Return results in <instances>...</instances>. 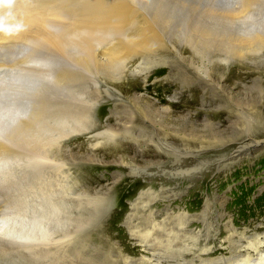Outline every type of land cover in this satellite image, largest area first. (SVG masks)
<instances>
[{"label":"rangeland","instance_id":"rangeland-1","mask_svg":"<svg viewBox=\"0 0 264 264\" xmlns=\"http://www.w3.org/2000/svg\"><path fill=\"white\" fill-rule=\"evenodd\" d=\"M45 1L0 8L35 15L0 30V264H264V0H127L104 36Z\"/></svg>","mask_w":264,"mask_h":264},{"label":"bare ground","instance_id":"bare-ground-1","mask_svg":"<svg viewBox=\"0 0 264 264\" xmlns=\"http://www.w3.org/2000/svg\"><path fill=\"white\" fill-rule=\"evenodd\" d=\"M22 1H24V2H26V1H28V0H21V2ZM36 1V0H35ZM131 1V0H130ZM130 1H127V0H94V2H93V6L91 5V7L89 8V7H87V8H89V9H91L90 11L88 10V13H86V15H84V18L82 19V21H81V23H80V27L79 28H81L80 29V31H84V32H89V33H98V34H100L101 32H103V36H104V34L105 35H107L106 33H108L109 32V34H111V32L112 31H125V26H127V23H131L133 20L135 21H133L132 23H136V20L134 19L135 18V10H136V7H132V5L134 6V4L131 2V3H129ZM21 2H19V3H21ZM24 2H22V3H24ZM46 3H44V4H47V2L49 3V4H51L53 1L52 0H46L45 1ZM18 3V2H17ZM27 3V2H26ZM41 3V2H40ZM43 3V2H42ZM136 3V2H135ZM37 4H39L38 2H37ZM44 4H43V7H45V6H47L48 7V4L47 5H45L44 6ZM132 4V5H131ZM254 4V3H253ZM21 5V4H20ZM24 5H28V4H25L24 3ZM40 5H42V4H39L38 5V7H37V5L34 7L35 8V10L38 8H42V7H39ZM19 6V4L17 5V7ZM22 6H23V4H22ZM26 6H25V8H26ZM65 6V5H64ZM108 7L109 9H108V12H107V14H105L106 12H105V10H107L106 8H104V7ZM55 7L56 8H58V6H56L55 5ZM21 8V7H20ZM28 8H29V6H28ZM26 9V10H29V9ZM31 8V7H30ZM46 8V7H45ZM55 8V9H56ZM60 8V7H59ZM66 8V7H65ZM101 8H102V10L103 9H105V10H103L102 12H103V14H101V12H100V10H101ZM37 9V10H38ZM44 9V8H43ZM135 9V10H134ZM141 9V8H140ZM259 9V8H258ZM26 10H24V12L26 11ZM31 10H32V12H33V9L31 8ZM31 10H29V11H31ZM20 11H22V10H20ZM39 11H40V9H39ZM39 11L37 12V13H39ZM45 12V11H44ZM50 12V11H49ZM84 12V11H83ZM105 12V13H104ZM35 13V12H34ZM41 13H43V12H41ZM51 13H53V12H51ZM17 14V13H16ZM24 14V13H23ZM26 14H28V13H26ZM26 14L24 15V17H23V15H21V13H20V15H21V17L18 19H16L15 21H11L10 20V22H12V29L14 30V29H20L21 28V26H23L24 24H26V23H28V22H32V20H34L33 19V17H35V15H33V14H31V16L29 15H27L26 16ZM45 14V13H44ZM65 15H66V13H64ZM83 14H85V13H83ZM137 14H139V13H137ZM205 14V13H204ZM4 15V14H3ZM19 15V16H20ZM33 15V16H32ZM53 15L54 16H56V18L58 17H61L60 19H62L63 17L62 16H64V15H62V11H60V10H54V13H53ZM140 15H142V14H140ZM38 16V15H37ZM44 16V15H43ZM53 16V17H54ZM208 16V15H207ZM230 16V15H229ZM236 16V15H235ZM45 17V16H44ZM43 17V18H44ZM52 17V16H51ZM74 17V16H73ZM73 17H71V18H73ZM142 17V16H141ZM46 18V17H45ZM48 18V17H47ZM76 18V17H75ZM233 18V17H232ZM237 18V17H236ZM8 19V18H7ZM12 19V18H11ZM65 19H66V17H65ZM70 19V18H69ZM78 19V18H77ZM153 19V18H152ZM57 20V19H56ZM73 20V19H72ZM75 20V19H74ZM137 20H139L138 19V16H137ZM141 20V19H140ZM144 20H146V19H144ZM36 21V20H35ZM34 21V22H35ZM42 21V20H41ZM45 21H46V19H45ZM49 21V20H48ZM59 21V20H58ZM76 21V20H75ZM143 21V20H142ZM229 21V20H228ZM230 21H232V20H230ZM10 22H8V21H6V24L8 25V23H9V27H10ZM38 22V21H37ZM62 22V21H61ZM73 22V21H72ZM77 22L79 23V21L77 20ZM145 22H147V21H145ZM148 22H149V20H148ZM138 23V22H137ZM151 23H153V22H151ZM29 24V23H28ZM31 24V23H30ZM33 24V23H32ZM45 24V23H44ZM43 24V25H44ZM139 24V23H138ZM17 25H19L20 27L19 28H17L16 26ZM46 25V24H45ZM48 25V24H47ZM72 25V24H71ZM136 25V24H135ZM145 25V24H144ZM151 25H154V23L153 24H151ZM150 25V26H151ZM262 25V24H261ZM42 26V25H41ZM76 26H77V24H76ZM132 26V25H131ZM150 26H147V29L145 28V30L143 31V29H141V28H139V31H143V38H142V36H141V32L139 33L140 34V38L141 39H137V40H141L142 42H141V44L144 46L145 45V48L143 47V46H141L140 44H138V45H140L141 47H142V49H147V46L148 45H150L151 46V44H154L155 45V43H157V42H160V41H162V40H160L159 41V39H160V37H158V36H160V34H159V32L157 33V30H155V32L152 30V28L150 27ZM29 27V26H28ZM45 27V26H44ZM47 27H49V26H47ZM47 27H46V29H47ZM70 26H68V28H69ZM134 27L132 26V29H133ZM143 28V27H142ZM62 29V28H61ZM70 29V28H69ZM68 29V30H69ZM76 29V28H75ZM74 29V30H75ZM29 30V29H28ZM27 30V31H28ZM208 30V29H207ZM17 31V30H16ZM41 31V30H40ZM43 31V30H42ZM71 31H73V30H71ZM77 31V30H76ZM19 32V31H18ZM55 32V31H54ZM74 32V31H73ZM82 32H81V35H82ZM104 32H106V33H104ZM15 32H13V34H14ZM27 33H29V32H27ZM27 33L26 32H23V31H20L19 33H17L15 36L17 37V38H19V39H17V38H15V39H17V40H20V39H22V40H26L27 38H29L28 37V35H27ZM32 34H33V32H31ZM52 34H54L53 32H51ZM63 33L64 32H62L61 31V34L63 35ZM67 33V32H66ZM65 33V34H66ZM126 33V32H125ZM206 33V32H205ZM39 34H40V32H39ZM38 34V35H39ZM41 34H43V35H45L44 33H41ZM39 35V36H42V35ZM68 34V33H67ZM66 34V35H67ZM71 34V33H70ZM74 34V33H73ZM97 34V35H98ZM102 34V33H101ZM123 34V33H122ZM121 34V35H122ZM139 34H138V38H139ZM159 34V35H158ZM203 34V33H202ZM34 35H35V33H34ZM49 35V34H48ZM44 36L43 37V39L45 40V38L47 39V43H49V42H51V43H53V44H55L56 46L55 47H61V43H60V41L61 40H59L58 38H56L55 39V37H50V36ZM158 35V36H157ZM206 35V34H205ZM14 36V37H15ZM27 36V37H26ZM53 36V35H52ZM61 36V35H60ZM70 36V35H69ZM78 36V35H77ZM79 36H80V33H79ZM96 36V35H95ZM100 36V35H99ZM137 36V35H136ZM11 37H13V36H11ZM36 37H37V39H38V36L36 35ZM35 37V38H36ZM64 37V36H63ZM67 37V36H66ZM73 37H75L74 35H73ZM23 38H26V39H23ZM34 38V39H35ZM72 38V37H71ZM96 38V37H95ZM157 38H158V40H157ZM30 39V38H29ZM40 39V38H39ZM63 39V38H62ZM258 39V38H257ZM262 39V38H261ZM30 40H33V39H30ZM43 40V41H44ZM49 40V41H48ZM82 40V39H81ZM133 40V39H132ZM136 39L135 40H133V43H134V41L136 42L137 41ZM241 40V39H240ZM259 40V39H258ZM263 40V39H262ZM35 41V40H34ZM40 41V40H39ZM80 41V40H79ZM157 41V42H156ZM235 41V40H234ZM253 41V40H252ZM41 42V41H40ZM39 42V43H40ZM61 42H63V40L61 41ZM153 42H155V43H153ZM259 42H261V40H259ZM45 43V42H44ZM83 43H84V41H83ZM137 43H138V41H137ZM140 43V42H139ZM244 43V42H243ZM252 43H254V42H252ZM50 44V43H49ZM80 44H82V43H80ZM86 44V43H85ZM124 44V43H123ZM135 44V43H134ZM158 44V43H157ZM160 44V43H159ZM63 45V44H62ZM84 45V44H83ZM88 45V44H87ZM136 45V44H135ZM202 45V44H201ZM248 45V44H247ZM128 46V45H127ZM137 46V45H136ZM139 46V47H140ZM153 46V45H152ZM151 46V47H152ZM158 46H160V45H158ZM236 46V45H235ZM246 46V45H245ZM257 46V45H256ZM260 46V45H259ZM58 47V48H59ZM149 47V46H148ZM239 47V46H238ZM124 48V47H123ZM121 49V50H118V52H119V57L120 56H123L124 58L125 57H128L129 55H131L132 53H133V51H137V50H133L132 51V53H130V51H128L127 49H128V47L125 49ZM132 48H133V45H132ZM136 48V47H135ZM130 49V48H129ZM150 49V48H149ZM130 50H132V49H130ZM114 52V51H113ZM117 51H116V53H118ZM115 53V54H116ZM133 54H135V53H133ZM114 55V54H113ZM117 55V54H116ZM115 55V56H116ZM131 56H133V55H131ZM131 56H129V57H131ZM113 57V56H112ZM128 57V58H129ZM116 58V57H115ZM114 58V59H115ZM91 59H92V57H91ZM113 59V58H112ZM120 59V58H119ZM123 59V58H122ZM121 59V60H122ZM126 59V58H125ZM116 60V59H115ZM114 60V61H115ZM121 60H120V62H121ZM113 61V62H114ZM118 61V60H117ZM116 61V62H117ZM119 62V61H118ZM68 77V76H67ZM66 77V78H67ZM71 77H73V76H71ZM62 83V82H61ZM46 109V108H45ZM71 110V109H70ZM45 111V110H44ZM52 111V110H51ZM57 112V111H56ZM63 112V111H62ZM60 113V112H59ZM42 114V113H41ZM38 115V114H37ZM41 116V115H40ZM45 118V117H44ZM43 118V119H44ZM45 120V119H44ZM43 120V121H44ZM46 120H47V118H46ZM41 121H42V119H41ZM52 122V121H51ZM40 124H41V122H40ZM34 125V124H33ZM33 125H32V127H33ZM29 126V125H28ZM22 127V126H21ZM37 127V126H36ZM39 127V126H38ZM28 128H31V127H28ZM43 128V127H42ZM5 129V128H4ZM25 129V128H24ZM27 129V128H26ZM25 129V130H26ZM33 129V128H32ZM36 129V128H35ZM6 130V129H5ZM29 130V129H28ZM34 130V129H33ZM7 131V130H6ZM5 131V132H6ZM27 131V130H26ZM25 131V132H26ZM8 132V131H7ZM14 132V131H13ZM22 133H24V132H22ZM29 133V132H28ZM8 134V133H7ZM10 135H11V132H10ZM27 135V134H26ZM8 136V135H7ZM14 136V135H13ZM19 136V135H18ZM21 136V135H20ZM29 136V135H28ZM14 138V137H13ZM29 138V137H28ZM7 139V138H6ZM4 140V139H3ZM13 140V139H12ZM14 140L16 141V139L14 138ZM18 142V141H17ZM37 142V141H36ZM9 143H10V141H9ZM14 143V142H13ZM1 144V143H0ZM6 144V143H5ZM40 144V143H39ZM2 145H4V144H2ZM9 148V147H8ZM251 148V147H250ZM249 148V151L248 152H250V149ZM10 149V148H9ZM258 149V147H256V150ZM2 150H3V146H2ZM5 151V150H4ZM7 152V151H6ZM8 152H9V150H8ZM1 154V153H0ZM38 156V155H37ZM25 157V156H24ZM14 161V160H13ZM54 206V205H53ZM43 209V208H42ZM22 216V215H21ZM69 217V216H68ZM42 219V218H41ZM34 220V219H33ZM10 233V232H9ZM12 235V234H11ZM47 235V234H46ZM9 237V236H8ZM13 239V238H12ZM35 246V245H34ZM8 249V248H7ZM44 249V248H43ZM42 252V251H41ZM46 255V254H45ZM49 255V254H48ZM40 257V256H39Z\"/></svg>","mask_w":264,"mask_h":264},{"label":"clouds","instance_id":"clouds-1","mask_svg":"<svg viewBox=\"0 0 264 264\" xmlns=\"http://www.w3.org/2000/svg\"><path fill=\"white\" fill-rule=\"evenodd\" d=\"M15 3V0H0V8L3 9H12L13 5ZM8 16L11 15V13H7ZM17 28H19L20 26L17 25ZM0 30L4 31V32H11L13 29L11 27H6L4 25V18H0Z\"/></svg>","mask_w":264,"mask_h":264}]
</instances>
